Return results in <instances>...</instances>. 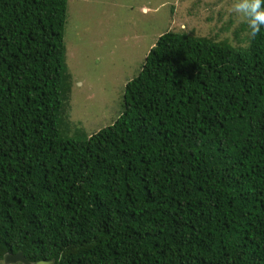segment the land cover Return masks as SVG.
Instances as JSON below:
<instances>
[{
	"label": "trees",
	"instance_id": "trees-1",
	"mask_svg": "<svg viewBox=\"0 0 264 264\" xmlns=\"http://www.w3.org/2000/svg\"><path fill=\"white\" fill-rule=\"evenodd\" d=\"M67 1L0 0V261L264 264V29L238 23L239 47L164 33L86 136Z\"/></svg>",
	"mask_w": 264,
	"mask_h": 264
},
{
	"label": "rangeland",
	"instance_id": "rangeland-1",
	"mask_svg": "<svg viewBox=\"0 0 264 264\" xmlns=\"http://www.w3.org/2000/svg\"><path fill=\"white\" fill-rule=\"evenodd\" d=\"M196 1H67L64 44L72 78L67 114L75 129L90 136L117 120L125 85L138 76L149 50L166 32L216 36L215 40L245 45L234 35L243 22L230 13L232 0H201L195 6ZM219 14L221 21L217 20ZM229 18L233 25L225 30ZM0 264L9 263L2 260Z\"/></svg>",
	"mask_w": 264,
	"mask_h": 264
},
{
	"label": "clouds",
	"instance_id": "clouds-1",
	"mask_svg": "<svg viewBox=\"0 0 264 264\" xmlns=\"http://www.w3.org/2000/svg\"><path fill=\"white\" fill-rule=\"evenodd\" d=\"M229 10L247 24L249 40L264 29V0H232Z\"/></svg>",
	"mask_w": 264,
	"mask_h": 264
},
{
	"label": "water",
	"instance_id": "water-1",
	"mask_svg": "<svg viewBox=\"0 0 264 264\" xmlns=\"http://www.w3.org/2000/svg\"><path fill=\"white\" fill-rule=\"evenodd\" d=\"M6 263L13 264V263H23V264H30L27 260L24 259L21 253H16L14 255H5L3 259ZM35 264H53L52 261L50 262H37Z\"/></svg>",
	"mask_w": 264,
	"mask_h": 264
}]
</instances>
